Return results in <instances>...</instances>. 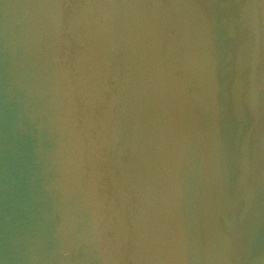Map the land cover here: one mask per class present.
Instances as JSON below:
<instances>
[{
  "label": "water",
  "instance_id": "95a60500",
  "mask_svg": "<svg viewBox=\"0 0 264 264\" xmlns=\"http://www.w3.org/2000/svg\"><path fill=\"white\" fill-rule=\"evenodd\" d=\"M0 264H264V0H0Z\"/></svg>",
  "mask_w": 264,
  "mask_h": 264
}]
</instances>
